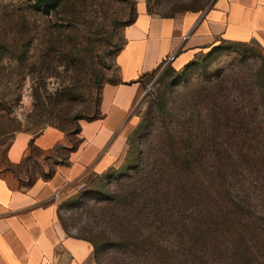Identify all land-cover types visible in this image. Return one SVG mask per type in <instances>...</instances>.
Listing matches in <instances>:
<instances>
[{
    "label": "rangeland",
    "instance_id": "374dc122",
    "mask_svg": "<svg viewBox=\"0 0 264 264\" xmlns=\"http://www.w3.org/2000/svg\"><path fill=\"white\" fill-rule=\"evenodd\" d=\"M10 1L26 0H0V3ZM137 1L63 0L57 9L38 16L36 33L40 42L29 51L25 61L8 56L1 58L0 177L10 178L15 185H20L16 179L25 176L22 172L17 174L19 169L12 166L5 155L15 131L33 134L46 126L61 125L74 132L66 144L78 145L80 122L100 116L101 87L119 81L116 54L124 43V29L135 14ZM144 1L156 13H163L175 4L209 2ZM44 39L47 44L42 42ZM211 55L213 59L207 64L197 66L182 79L164 63L147 75L130 115L118 129V132L125 131L126 136L133 128L126 144L124 138L115 144L114 148L121 154L113 165L117 168L126 155L129 166L140 167L146 151L156 142V135L165 129L160 119L167 121L171 116L179 119L183 114L194 116L198 108L200 117L210 120L219 115L224 103L231 114L240 111L246 118L229 129L228 134L233 132L234 137L223 145L236 154L240 165L237 190L243 208L238 210L241 212L238 221L225 227L224 234L219 236L221 243L215 251L219 250L220 254L212 255V264H264V165H255L249 170L240 161L243 154L250 157L264 154V55L252 44H224ZM212 83L217 84L214 91L220 87L225 96L216 94L215 102L195 106L196 99L205 93L204 88ZM158 100L165 106L162 113L158 110ZM107 108L111 111L109 119L116 123L123 114L117 107ZM93 109L98 113H93ZM169 126L176 127L174 123ZM208 131L216 135L217 140L223 135L221 129L209 127ZM87 148L89 143H85L81 156ZM65 154L64 149L51 152L45 164L43 154L33 152L37 163L32 162L30 169H34L33 174L41 166L47 171L54 161L63 160ZM132 170L126 167L123 171L128 174ZM119 172L103 180L92 173L88 178L82 175L61 188L53 197L58 225L68 235L90 238L98 244L93 249V264H196L192 256L187 259L178 255L181 248L174 249L171 244L168 249L160 250L150 239L145 242L136 239L126 245L118 242L120 227L113 216L123 214V209L120 204H111L109 197L117 191ZM105 184L108 187L106 199L96 202L86 196L87 188L104 190ZM108 202L109 207L103 206ZM151 231L154 232L152 227L145 233L153 237ZM164 244L168 247L169 243Z\"/></svg>",
    "mask_w": 264,
    "mask_h": 264
},
{
    "label": "crops",
    "instance_id": "0c3cea01",
    "mask_svg": "<svg viewBox=\"0 0 264 264\" xmlns=\"http://www.w3.org/2000/svg\"><path fill=\"white\" fill-rule=\"evenodd\" d=\"M182 4L184 9L163 15L148 12L145 1H137L135 18L125 27L124 43L116 54L119 81L101 87V115L80 122V141L68 153L66 163L48 166L51 174L47 178L38 174L33 178L18 177L20 185L0 177V264H93L91 242L66 234L58 225L53 197L82 175L102 174L116 167L113 164L121 153L114 146L122 138L126 144L133 128L126 136L118 129L130 115L147 77L144 74L158 68L171 54L170 65L179 70L222 47L224 42L252 44L264 55V0ZM107 106L117 107L123 114L116 123L109 119L111 111ZM66 140L65 133L55 126L33 134L18 130L10 138L5 155L12 166H18L36 152L43 154L42 162L47 164V152L58 144L67 145ZM85 143H89V149L81 156ZM31 159L37 160V156ZM122 161L123 158L118 166ZM41 170L45 171L43 166Z\"/></svg>",
    "mask_w": 264,
    "mask_h": 264
},
{
    "label": "trees",
    "instance_id": "16d2710c",
    "mask_svg": "<svg viewBox=\"0 0 264 264\" xmlns=\"http://www.w3.org/2000/svg\"><path fill=\"white\" fill-rule=\"evenodd\" d=\"M62 1L26 0L25 2L0 3V60L8 56L17 58L20 62L25 61L29 51L40 42L36 33L38 16L57 9ZM185 7L182 3L175 4L163 12V15ZM146 8L148 12H154L147 3ZM135 14L128 23L134 20ZM42 42L47 44L46 39ZM224 44L244 45L240 42H224L222 47ZM212 52L179 70L170 65L171 61L166 65H170L172 71L179 74V78L182 79L197 66L207 64L213 59ZM155 70L144 75H150ZM215 85L217 84L212 83L207 89L204 88L205 93L196 99L194 105L215 102L216 94L218 97L225 96L220 87L214 91ZM224 104L219 115L210 120L201 118L198 108L194 116L183 114L179 119L173 116L167 121L160 119L162 123L160 125L165 129L156 135V142L152 144L150 151H146V157L140 167L129 166L124 155L122 163L117 168L111 167L108 172L94 174L95 178L103 180L111 179L120 171L116 185L118 192L112 193L109 197L111 204H120L123 209V214L113 216L120 227L118 242L126 245L136 239L141 242L150 239L160 250L168 249L171 244L174 249L181 248L178 255L187 259L192 256L196 264H212L214 260L212 255L217 253L215 257H218L220 251L215 250L221 243L219 236L224 234L225 227L238 221L241 213L238 210L243 208L239 203L240 196L237 190L240 165L236 154L223 143L227 139H233L234 134L233 132L228 134L229 129L235 128V123L243 122V118L246 117L236 109H234L236 113L231 114L228 106ZM157 106L162 113L165 107L163 102L158 100ZM93 113H98L97 109H93ZM173 123L176 125L175 128L169 126ZM52 126L61 129L67 139L74 134V132L71 133L72 130L69 131L64 126ZM209 127L221 129L223 135L218 136L219 140L216 139V135L208 131ZM78 128L80 129V125ZM79 141L78 138L77 142ZM76 147L77 144L74 146L58 144L48 151L44 158L49 161L51 152L64 149L66 150L64 159L54 161L52 164L66 163L68 153ZM32 156L33 153L17 166L19 169L17 174L22 172L27 178H33L37 174L44 178L49 177L50 168L43 171L39 167L38 172L33 174L34 169H30L31 163H37V160L31 159ZM240 161H242L241 165L249 170L255 165L261 167L264 165V154L253 157L243 154ZM126 167L133 169L132 172L125 174L123 170ZM90 174H85L83 178H88ZM106 184L105 191L87 188L86 196L96 202L106 199L105 195L108 193ZM111 204L108 202L103 206L109 207ZM151 227L154 230V232L151 231L153 237L145 233ZM85 239L91 242L93 249L97 247L98 244L95 241L90 238ZM164 243H169L168 247Z\"/></svg>",
    "mask_w": 264,
    "mask_h": 264
},
{
    "label": "built area",
    "instance_id": "2783aa9c",
    "mask_svg": "<svg viewBox=\"0 0 264 264\" xmlns=\"http://www.w3.org/2000/svg\"><path fill=\"white\" fill-rule=\"evenodd\" d=\"M172 59H173V54H171L170 56H168L167 60L165 59L164 64H167Z\"/></svg>",
    "mask_w": 264,
    "mask_h": 264
}]
</instances>
